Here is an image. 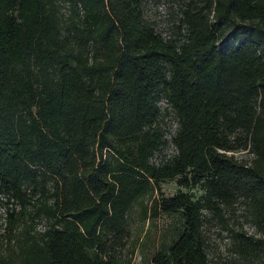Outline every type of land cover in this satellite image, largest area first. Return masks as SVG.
<instances>
[{"label": "trees", "instance_id": "16d2710c", "mask_svg": "<svg viewBox=\"0 0 264 264\" xmlns=\"http://www.w3.org/2000/svg\"><path fill=\"white\" fill-rule=\"evenodd\" d=\"M146 2L0 0V264H131L145 200L182 223L152 264H208L204 213L238 201L260 237L240 230L236 251L264 254V0H186L171 33ZM161 97L178 127L156 163ZM167 181L188 191L162 198Z\"/></svg>", "mask_w": 264, "mask_h": 264}, {"label": "rangeland", "instance_id": "374dc122", "mask_svg": "<svg viewBox=\"0 0 264 264\" xmlns=\"http://www.w3.org/2000/svg\"><path fill=\"white\" fill-rule=\"evenodd\" d=\"M186 0H147L144 8L146 19L156 23L158 31L171 33L173 25L181 20L180 9ZM62 14L68 17V7L62 8ZM163 126L166 135L175 132L177 121L174 114L170 113L164 120ZM167 139V138H166ZM176 153L171 143L166 144L156 153L153 161L159 163L170 159ZM236 158L241 161L250 162L254 155L251 151L242 150L235 153ZM162 198H171L179 191L187 192L180 188L176 181L161 183ZM199 198L204 192L199 189L189 191ZM150 201L138 202L131 210L129 216L128 230L130 231L129 249L125 255L131 259V264H152L154 256L161 251H166L178 237L181 222L178 218L160 216L158 218L144 217V207L150 206ZM14 206L0 205V240L6 229V220L9 209ZM18 209V208H17ZM203 234L205 238L208 264H261L264 254L260 257L243 258L236 251L234 244L235 234L240 230L247 232L249 236L259 238L252 213L248 204L238 201L235 205L224 208V218L217 217L211 212L204 213ZM46 220L35 221L36 231H42L47 225ZM1 256V251H0Z\"/></svg>", "mask_w": 264, "mask_h": 264}, {"label": "built area", "instance_id": "2783aa9c", "mask_svg": "<svg viewBox=\"0 0 264 264\" xmlns=\"http://www.w3.org/2000/svg\"><path fill=\"white\" fill-rule=\"evenodd\" d=\"M157 105H158V107L161 109V111H162L164 114H165V112H166V109L168 110V112L172 113V110H171V108L169 107V104H168V102H167V100H166L165 98L161 97V98L159 99ZM177 127H178V125H177ZM177 127H176V130H177ZM176 130H175V132H174L173 134H171V135H169V136L166 135V138H167V140H168L170 143H171V141H172L173 136L176 134Z\"/></svg>", "mask_w": 264, "mask_h": 264}]
</instances>
